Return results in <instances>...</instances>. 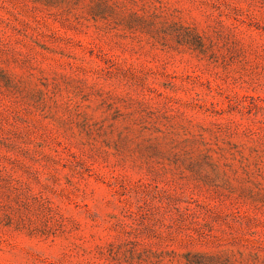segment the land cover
I'll list each match as a JSON object with an SVG mask.
<instances>
[{
    "label": "rangeland",
    "instance_id": "1",
    "mask_svg": "<svg viewBox=\"0 0 264 264\" xmlns=\"http://www.w3.org/2000/svg\"><path fill=\"white\" fill-rule=\"evenodd\" d=\"M0 264H264V0H0Z\"/></svg>",
    "mask_w": 264,
    "mask_h": 264
}]
</instances>
